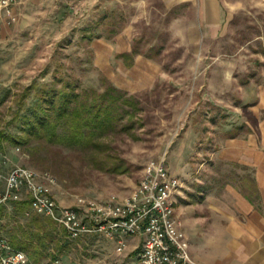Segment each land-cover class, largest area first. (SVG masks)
<instances>
[{
    "label": "rangeland",
    "instance_id": "374dc122",
    "mask_svg": "<svg viewBox=\"0 0 264 264\" xmlns=\"http://www.w3.org/2000/svg\"><path fill=\"white\" fill-rule=\"evenodd\" d=\"M199 1L17 3L15 19L0 23V132L22 136L21 118L36 107L40 88L58 78L102 90L103 77L133 94L138 107L132 127L106 135L101 150L3 139L1 160L51 175L52 194L66 206L78 197L128 198L145 167L163 157L180 179L175 205L208 198V210L214 204L217 214L239 216L228 190L255 202L257 152L264 168V0H215L220 26L200 24ZM255 86L263 88L261 101ZM11 205L0 219L7 236L30 218ZM54 227L63 237L60 246L47 245L44 264H140V246L135 255L117 252L114 238L100 236L98 245L95 236L70 239Z\"/></svg>",
    "mask_w": 264,
    "mask_h": 264
},
{
    "label": "built area",
    "instance_id": "2783aa9c",
    "mask_svg": "<svg viewBox=\"0 0 264 264\" xmlns=\"http://www.w3.org/2000/svg\"><path fill=\"white\" fill-rule=\"evenodd\" d=\"M21 0H0V23L14 20L13 7ZM54 178L46 172L15 165L0 170V205L29 199L25 215L36 213L61 226L70 239L105 236L116 239V251L125 246L124 237L143 235L138 252L140 264H201L191 258L184 234L174 218L175 195L181 183L165 164V158L148 164L133 193L118 201L78 197L63 206L52 194ZM0 264H44L33 262L27 253L13 247L0 233ZM55 264V263H50Z\"/></svg>",
    "mask_w": 264,
    "mask_h": 264
},
{
    "label": "trees",
    "instance_id": "16d2710c",
    "mask_svg": "<svg viewBox=\"0 0 264 264\" xmlns=\"http://www.w3.org/2000/svg\"><path fill=\"white\" fill-rule=\"evenodd\" d=\"M91 37L88 36V39ZM118 56L127 64L131 63V54L123 52ZM100 81L102 90L93 87L78 90L74 82L64 81L62 78L44 85L37 94L39 98L36 107L21 118L22 136L0 132V147L3 139L25 146L32 145V139L36 142L31 147L53 144L91 151L101 150L107 146L102 140L106 135L132 127L131 118L138 106L133 94L116 87L103 77ZM30 88L32 86H27L26 93ZM127 116L130 118H126ZM120 164H115L110 170H119ZM29 203V199L12 201L11 209L17 214L25 215ZM6 207L7 205H0V219ZM29 216L25 225L18 224L8 236L4 234L0 222V233L8 238L13 247L25 251L33 262L40 263L46 256L47 245L50 242L59 245L63 236L55 232L54 224H57L50 218L36 213ZM50 263L51 261L46 264Z\"/></svg>",
    "mask_w": 264,
    "mask_h": 264
},
{
    "label": "crops",
    "instance_id": "0c3cea01",
    "mask_svg": "<svg viewBox=\"0 0 264 264\" xmlns=\"http://www.w3.org/2000/svg\"><path fill=\"white\" fill-rule=\"evenodd\" d=\"M178 1L181 0H173L174 3ZM199 5L201 8L200 15L203 16L200 19V24L205 22L207 26H220L218 2L215 0H200ZM17 7H15V10L18 9ZM26 12L25 7L20 15H25ZM262 89L260 87L254 89L256 92H254L255 99L258 97L261 101L263 97ZM225 146H228V144L226 143ZM229 146H232V144ZM226 151L228 150L226 149ZM257 153L259 154V152ZM258 154L256 156L258 157L257 167L254 172L258 199L255 202H250L241 194H233V189L228 190L231 193L230 200L237 202L239 216L232 215L231 212L227 215L217 214L215 212L220 209L214 204L208 210L209 206L205 205L208 198L188 205L174 204V218L187 241L189 255L199 263L264 264V168L260 166L262 153ZM10 168L11 165L0 158V170L6 173ZM58 203L65 206L60 201ZM223 222L226 225H222ZM92 238H97L98 245L102 244L100 236ZM124 241L125 246L122 251L127 250L128 253L135 255L141 244L142 235L130 236Z\"/></svg>",
    "mask_w": 264,
    "mask_h": 264
},
{
    "label": "bare ground",
    "instance_id": "6f19581e",
    "mask_svg": "<svg viewBox=\"0 0 264 264\" xmlns=\"http://www.w3.org/2000/svg\"><path fill=\"white\" fill-rule=\"evenodd\" d=\"M139 73V72H138Z\"/></svg>",
    "mask_w": 264,
    "mask_h": 264
}]
</instances>
